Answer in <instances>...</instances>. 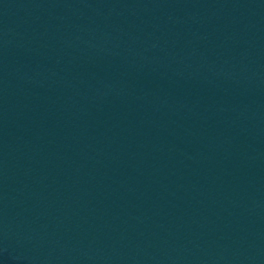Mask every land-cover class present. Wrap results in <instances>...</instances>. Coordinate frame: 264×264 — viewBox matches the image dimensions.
<instances>
[{
    "label": "water",
    "instance_id": "water-1",
    "mask_svg": "<svg viewBox=\"0 0 264 264\" xmlns=\"http://www.w3.org/2000/svg\"><path fill=\"white\" fill-rule=\"evenodd\" d=\"M0 264H264V0H0Z\"/></svg>",
    "mask_w": 264,
    "mask_h": 264
}]
</instances>
